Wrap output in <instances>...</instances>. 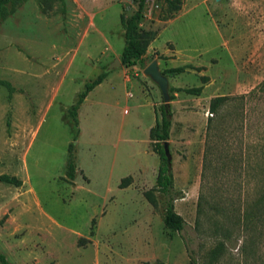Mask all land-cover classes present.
Wrapping results in <instances>:
<instances>
[{
    "label": "rangeland",
    "instance_id": "374dc122",
    "mask_svg": "<svg viewBox=\"0 0 264 264\" xmlns=\"http://www.w3.org/2000/svg\"><path fill=\"white\" fill-rule=\"evenodd\" d=\"M147 0L154 29L146 66L109 70L125 46L133 0H23L0 24V251L12 264H264V0ZM157 59L170 86L176 211L154 191L161 164L150 130L165 100L144 69ZM203 68L199 70L198 68ZM229 95L216 113L211 99ZM245 97H242V96ZM77 173L67 176L69 146ZM130 177L127 187H120Z\"/></svg>",
    "mask_w": 264,
    "mask_h": 264
},
{
    "label": "trees",
    "instance_id": "16d2710c",
    "mask_svg": "<svg viewBox=\"0 0 264 264\" xmlns=\"http://www.w3.org/2000/svg\"><path fill=\"white\" fill-rule=\"evenodd\" d=\"M23 0H0V24L9 15H11L16 6ZM137 4V9L129 17L124 14L121 15V22L125 30V46L121 53V61L126 66H132L140 63L144 67L147 65L146 61L148 59L147 53L151 43L158 37L159 32L154 29H144L141 26V20L144 18V10L147 4V0H133ZM169 7L166 10L167 16L165 19L171 18L175 12L181 9L183 0H168ZM187 68H193L191 65H183L178 67L169 68L163 71L166 72H184ZM199 70L203 68L199 67ZM109 71L104 70L95 79L87 82L85 89L80 93L76 103L69 110V114L73 117L76 125L79 124V109L85 102L89 93L94 90L98 85H100L108 76ZM203 85L197 87L189 88H179L170 86V93L176 90H184L188 93L200 95L204 89V84L209 81L208 76H202ZM258 91H264V85L255 91L253 96L256 95ZM242 97H245L244 95ZM229 95H217L211 99L210 111L211 113L218 112L219 108L229 100ZM162 115L157 116L156 124L150 130V138L156 145V150L160 154L161 164L159 167V173L157 176V183L154 188L146 192L148 199L156 205L158 202L154 196V191L159 190L166 196V209L164 214V223L172 231H181L185 227L186 221L181 214H179L175 209V200L182 198L183 195L180 191L175 190L174 175L172 172V167L169 164L168 158L164 149V142L169 140L170 131L172 126V112L170 109L166 108V105L161 106ZM76 145L71 144L69 146V157L67 162V176L70 179H75L77 173V163H76ZM0 180L21 185L23 182L17 176H10L3 174L0 176ZM130 177H125L120 183V187L124 188L129 186ZM264 198V194L262 195ZM0 264H12L8 259L7 255L0 251ZM165 264V263H162Z\"/></svg>",
    "mask_w": 264,
    "mask_h": 264
},
{
    "label": "water",
    "instance_id": "95a60500",
    "mask_svg": "<svg viewBox=\"0 0 264 264\" xmlns=\"http://www.w3.org/2000/svg\"><path fill=\"white\" fill-rule=\"evenodd\" d=\"M122 64V61L120 58L115 59V61L109 66L108 71L112 69L113 67L120 66ZM145 75L151 77L160 87L164 100L166 108L169 109L171 106V93H170V81L167 75H165L160 68L159 62L157 59H154L145 69H144ZM164 149L166 156L168 158L169 164L172 167L173 162V154L170 149V140H167L164 142Z\"/></svg>",
    "mask_w": 264,
    "mask_h": 264
}]
</instances>
